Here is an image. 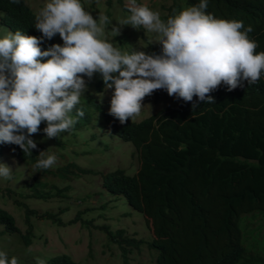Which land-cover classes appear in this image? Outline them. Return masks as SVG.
<instances>
[{"label": "trees", "instance_id": "1", "mask_svg": "<svg viewBox=\"0 0 264 264\" xmlns=\"http://www.w3.org/2000/svg\"><path fill=\"white\" fill-rule=\"evenodd\" d=\"M117 3L121 11L112 15L109 9L113 1L106 0L104 15L109 19L116 16L118 23L131 13L129 5L121 0ZM135 3L158 11L166 21L181 10L198 5L200 0H135ZM206 12L219 19L243 21L245 28L251 26L248 35L257 42L256 51H264V0H208ZM36 15L24 0L19 3L0 0V27L8 33L21 31L41 37L42 33L34 27ZM140 29L141 40L145 41L144 51L154 54L155 47L151 43L154 34ZM4 30H0V38L6 35ZM52 44H57L54 37L45 39L41 47L46 49ZM104 87L101 78L95 82L93 91L81 97L76 107L84 111V116L69 130L79 131L103 115L108 135L131 142L135 147L133 157L139 162L137 172L128 175L121 169L84 170L70 162L64 151L56 156L62 160V165L54 164L41 170L35 165L47 158L45 147L36 142L37 148L29 155L18 145L0 142V157L9 152L21 165H27L38 174L31 184L17 187L18 193L9 188L2 190L3 196L20 197L14 200V205L23 211L27 230L22 234L16 218L0 208V238L18 237L27 247L35 233L30 222L33 217L61 225L59 215L68 208L59 209L58 214H39L27 202L30 199H58L60 202L71 199L70 195L74 194L71 182L90 175L99 177L100 188L95 193H78L75 197L86 202L87 198L98 196L101 203L85 205L82 210L77 208L72 222L80 221L85 227L110 232L112 238L121 240L118 247L122 255L125 245L134 243L132 238L122 230L113 236L105 225L113 219L114 212H118L107 209H116L119 203L139 214L145 227L152 222L155 238L149 246L160 250L158 264L163 260H167V264H264L263 253L255 252L251 249L254 245L248 244L249 237L257 239L255 230L264 228V73L254 85L244 82L232 91L221 84L210 93L214 103H204L196 97L192 102H185L172 96V103L156 114L139 123L127 121L123 125L112 115H106L100 96ZM40 134L45 135L41 125L31 138L34 140ZM128 215L132 213L120 214L124 218ZM254 222L262 225L258 228ZM261 233L264 238V230ZM259 244L263 246L264 242L260 240ZM40 255L27 263L36 264L40 258L46 264H77L65 253Z\"/></svg>", "mask_w": 264, "mask_h": 264}, {"label": "clouds", "instance_id": "2", "mask_svg": "<svg viewBox=\"0 0 264 264\" xmlns=\"http://www.w3.org/2000/svg\"><path fill=\"white\" fill-rule=\"evenodd\" d=\"M12 2L19 3V0ZM207 6L208 0H200L198 5L187 7L165 21L158 11L131 0L128 7L131 15L113 25L107 15L93 18L81 0H48L35 17L34 27L42 33L41 37L16 31L0 38V142L18 145L23 153L31 155L39 144L31 137L39 132L40 125L45 135L39 136L48 139L58 138L61 133H74L69 129L84 116V111L76 106L87 91L85 77L91 80L96 73L102 76L104 85L113 90L110 109L104 108V111L121 125L127 121L139 123L156 114L161 108L155 110L154 107L145 119L129 120L141 115L145 97L156 90H166L169 96L185 102H192L196 97L201 102L214 103L210 93L221 84L228 91L244 82L248 86L254 85L264 73V51H256L258 44L248 35L251 26L245 28L243 21L216 18L206 12ZM109 25L116 36L123 26L142 27L156 34V43L162 46L161 54H148L142 50L130 54L122 52L105 37ZM57 34L63 44L42 49L44 40H51ZM100 121L104 123L101 130L107 131L103 115ZM106 136L120 139L110 137L108 131ZM120 140L133 146L131 142ZM134 152L133 146L130 158L137 170L139 162L133 157ZM56 162L57 157L52 154L40 159L35 167L46 170ZM0 177L12 179V169L0 164ZM110 227L113 236L117 235L116 231H121L113 232ZM151 227L152 222L146 228L140 224L136 230L137 237L148 232L146 240H137L122 230L134 242L125 245L124 255L118 247L121 240L112 238L110 232L101 231L106 234L109 244L118 247L124 264L140 256L139 251L132 254L140 245L154 255L152 264H158L161 252L149 246L155 238ZM256 240L253 238L254 242ZM263 250L264 245H261L255 252L264 256ZM0 264H18V259L15 256L9 259L0 251ZM36 264L46 262L37 258ZM162 264H167V260Z\"/></svg>", "mask_w": 264, "mask_h": 264}, {"label": "rangeland", "instance_id": "3", "mask_svg": "<svg viewBox=\"0 0 264 264\" xmlns=\"http://www.w3.org/2000/svg\"><path fill=\"white\" fill-rule=\"evenodd\" d=\"M24 1L36 14H38L41 8L48 2V0ZM112 1L113 5L110 7L109 12L112 13V15H118L121 11L117 3L118 0ZM121 2L129 6L131 4V0H121ZM81 3L87 11L91 12L93 18H98L101 14H104V11L107 9L106 0H81ZM116 18V16H113V18L110 19L113 25H118V20H116ZM0 28V30L5 29L3 27ZM133 30L134 28L131 26H123L120 29V34L116 36V34L111 31V25H109L105 29V37L109 42L113 43L114 46L120 48L122 52L126 51L130 54L133 51H144L145 41L143 42L141 40L142 30L137 29V33H135L136 29L135 31ZM5 32L7 35L8 32ZM54 38L57 44H63L59 34L55 35ZM156 41L157 35L154 34L151 38V43L155 47L154 54H161L162 46L156 43ZM101 78L102 76L99 73L94 74L91 80L85 77L88 87L84 95L88 93V91H91L94 87V83ZM112 92V89L106 87L104 92L100 95L106 111L110 109ZM171 97L172 96L167 94L166 90L161 89L154 91L152 95L145 97L141 115L134 120H129L139 121L147 118L154 107H156L155 110H157L170 104ZM151 106L153 107L151 108ZM101 118L102 115L101 117L99 115L97 120L95 119L96 121L94 120L90 126L82 128L72 134L66 135L61 133L58 138L52 139H48L46 136L41 137L36 135L35 141L46 148L44 152L46 155L54 154L57 156L60 151H64L70 162L84 170L107 172L115 169H122L128 175L135 174L137 170H135V166L132 164L130 158L133 146L130 143L122 142L120 139H110L107 137V131L101 130V127H104L103 121H100ZM43 124L46 127V123L43 122ZM59 163L60 165L63 164L61 159H57L55 164ZM0 164H6L12 169V179L9 180L0 177V208L8 211L16 218L17 226L22 234H24L27 230V225L24 223L23 211L21 208L14 205V200H20V197L12 196L13 198H11L3 196L2 190L9 188L18 193L17 187L21 188L24 183L29 185L38 174L27 165H21L9 152H5V155L0 157ZM100 183L99 177L88 175L82 177L80 180H73L71 182V188L74 192L73 195H70L71 199H66L61 202L58 199L48 201L30 199L27 202L28 206L36 209L40 214L45 212L58 214L59 209L68 208L64 214L59 215L62 225L54 222L50 223L46 220H38L36 217H33L30 219V222L33 224V232L35 231V233H33L34 237L31 240V244L25 247L20 238L5 236L4 238H0V251L5 252L9 259L15 256L18 259V264H29L27 262L34 261L36 257L34 259L33 257L39 254L43 257L48 254L61 253H67L79 264H124L120 250L116 245L108 243L107 236L103 231L96 227H85L80 224V221L72 222L76 217L77 208L80 207V210H82L86 208L85 205L101 203L99 201L101 198L99 199L98 196L87 198L86 202H82L79 200V197H75V194H83L84 192L95 193L98 188H100ZM27 191L29 192V190ZM81 196L80 199H82L85 194ZM117 205L118 208L116 209H107L118 211L114 212L112 220L109 222L106 221L107 225L111 226L110 229L112 228L113 232L116 230H124L129 236L137 240L148 239V232L146 231L140 237H137L136 230L139 229V225L141 224L146 228L141 216L130 210L125 204L119 203ZM119 213L121 215L123 213H132V215L125 216L124 218L121 217ZM95 221L100 220L96 219ZM256 224L258 228L262 225L261 222H257ZM98 225L102 226L101 224ZM263 230V227L260 230H255L254 234H258L256 242H254L251 237L248 239V244L250 246L254 245V247L251 248L254 251L258 250L260 240L264 242L261 233ZM137 251L141 252L140 256L137 255V259L132 260L129 264H139V262H142V264L153 263L154 255L148 248L144 245H140L139 250L134 249L132 254L135 255Z\"/></svg>", "mask_w": 264, "mask_h": 264}]
</instances>
